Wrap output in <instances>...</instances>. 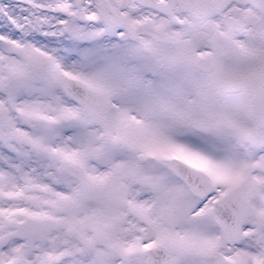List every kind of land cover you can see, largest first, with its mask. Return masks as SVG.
I'll list each match as a JSON object with an SVG mask.
<instances>
[{"label": "snow or ice", "instance_id": "obj_1", "mask_svg": "<svg viewBox=\"0 0 264 264\" xmlns=\"http://www.w3.org/2000/svg\"><path fill=\"white\" fill-rule=\"evenodd\" d=\"M0 264H264V0H0Z\"/></svg>", "mask_w": 264, "mask_h": 264}]
</instances>
